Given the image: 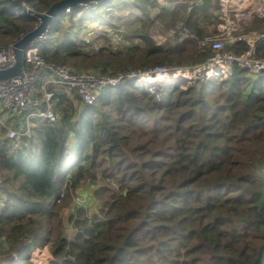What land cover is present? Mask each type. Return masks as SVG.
<instances>
[{
  "label": "trees",
  "instance_id": "obj_1",
  "mask_svg": "<svg viewBox=\"0 0 264 264\" xmlns=\"http://www.w3.org/2000/svg\"><path fill=\"white\" fill-rule=\"evenodd\" d=\"M56 1L0 0V45L37 23L22 2L41 13ZM162 1L101 0L82 4L93 6L80 16L79 5L63 10L50 35L64 28L66 17L67 38L51 44L49 35L40 53L108 74L165 62L169 75L191 70L211 49L197 48L190 37L164 49L150 38L148 20L154 11L166 29L182 21L202 38L200 15L211 0ZM108 5L115 14L105 11L109 19L100 23L123 25L128 37L140 36L142 47L134 42L125 55L90 53L70 38ZM236 45L238 52L246 48ZM256 47L264 56V41ZM263 78L232 66L225 77L183 81V88L175 83L149 91L124 81L104 89L94 104L60 93L55 122L34 118L21 147L0 139V245L5 240L25 255L22 262L34 247L46 246L50 264H264ZM83 183L94 186L101 204L93 212L73 206L68 231L61 213Z\"/></svg>",
  "mask_w": 264,
  "mask_h": 264
},
{
  "label": "built area",
  "instance_id": "obj_2",
  "mask_svg": "<svg viewBox=\"0 0 264 264\" xmlns=\"http://www.w3.org/2000/svg\"><path fill=\"white\" fill-rule=\"evenodd\" d=\"M22 4L28 6L25 2ZM258 24L262 28L256 31L254 28ZM179 27L183 37L196 41L200 47L197 48L209 47L212 51L204 62L194 64L191 70L177 72L179 75L189 73L185 81L198 78L217 80L227 76L232 66L247 71L256 79L264 77V56L258 54L256 47L258 41H264V0H220L217 22L207 25L202 38L194 36L185 25ZM49 35L50 27L35 37L23 51L19 72L0 79V130L5 131L3 142L9 141L15 146L21 144L18 138L30 131L34 118L55 122L57 116L53 112V105L60 93L66 96L76 93L84 104H94L104 89L117 87L124 81L137 86V81L143 76H155L158 72L169 75L163 65L144 71L131 69L108 74L51 61L40 53V43L47 40ZM93 36L94 33H87L79 40L93 42ZM239 43L246 47L242 52L237 51L236 44ZM12 64L11 44L0 45V69ZM260 166L264 169V160Z\"/></svg>",
  "mask_w": 264,
  "mask_h": 264
},
{
  "label": "rangeland",
  "instance_id": "obj_3",
  "mask_svg": "<svg viewBox=\"0 0 264 264\" xmlns=\"http://www.w3.org/2000/svg\"><path fill=\"white\" fill-rule=\"evenodd\" d=\"M162 3V4H166L164 1L162 0H157V3ZM198 2V4L201 3V0H196ZM195 1V2H196ZM218 1V2H217ZM176 3L179 2V0L175 1ZM215 2H217L219 4L220 0H211L210 1V5H208V8L206 11L203 12L202 15H200V21H201V27L203 28V33L204 31L207 30V25L211 24L212 22H217V18L212 19V16L210 15V13L213 11L215 14H217L218 9H214L212 10V5ZM85 5V4H83ZM83 5H79L78 7L79 9V13L78 16L82 15V13H86L90 10L93 5L90 6H83ZM105 11L108 12V15L113 13L115 14V12H113V9L111 8V6H106V8L101 7L98 10H96V13L99 14V18L94 21V20H84L83 23L81 24L80 28H75L74 31H71L70 38L76 42H78V44H81V49L88 51L90 53H96L99 52L100 50H104V52L110 53V52H120V55H125L126 52H128L127 48L130 47L134 42L137 43L136 45H140L141 47L143 46V41L141 40L140 36H134V37H128L130 35L129 31L127 29H125V27L122 25L120 26V28H113L110 27L109 24H102L100 22H106L109 18L108 15L105 13ZM135 12H137L136 10H134ZM68 12V11H66ZM154 16H155V12L152 11V13L150 14V18H149V24L147 26V30H148V34L150 36V38L158 45H161L164 49H169V47H174L175 44H181V42L183 41V35L181 34V29H180V25H185L182 21L177 22L174 27L166 29L163 25V23L154 20ZM95 17V16H94ZM54 21V20H53ZM52 21V22H53ZM115 20H113L112 23H114ZM64 28L62 30H58L55 29L54 30V34L50 37V42L51 44H55V43H63L65 41V39L67 38V32L70 31V24L69 22H67L66 17L65 19L62 21ZM77 26V24H76ZM137 31L140 33H143L144 31L142 29V25L139 23L136 26ZM254 30L259 31V27H255ZM76 32V33H75ZM137 32V33H138ZM191 32V30H190ZM92 34L94 33L93 36V42H88V43H84L81 40H79V38L81 39V36H85L86 34ZM194 36H196L193 32H191ZM104 34V35H102ZM205 34V33H204ZM197 37V36H196ZM132 38V39H131ZM198 38V37H197ZM81 42V43H80ZM194 44H196V41H193ZM196 47H199L196 44ZM200 48V47H199ZM68 65L72 66L70 64V62L67 63ZM157 66V65H156ZM164 68L169 69L171 67V64L168 62L164 63ZM73 67V66H72ZM90 68V67H89ZM150 68V67H148ZM94 69V68H92ZM85 70H90V69H85ZM138 70V69H135ZM245 71V70H244ZM178 74V73H176ZM245 75L252 79H256L255 77L251 76L247 71H245ZM143 78V77H142ZM148 78V77H146ZM261 78V77H258ZM264 79V78H263ZM40 80V77L39 79ZM37 80V81H38ZM177 81V82H176ZM174 83L171 82L170 85L176 83V85H178V87H184L183 85V81H185L184 79L182 80V78L176 80ZM165 84V80L161 83L154 81V84L152 85H147V84H138V87H142L143 89H147L149 91H152L153 87H155L156 85H161V86H167V84ZM144 85H146L144 87ZM152 87V88H151ZM165 88V87H164ZM46 120V119H43ZM34 127V122H33V126L30 127V129H32ZM23 131V130H22ZM21 131V132H22ZM31 131L27 132L24 135H28ZM23 134L19 136V141L22 140V137L24 136ZM2 141H4L3 137L0 138ZM160 139V134H154L152 137V142L153 143H157ZM19 142H17L16 144H18ZM23 143L20 144V147ZM112 185V184H111ZM94 190V186L92 184H80L76 190L74 191V193L71 196V203L70 205L66 206L63 208V211L61 213V218L63 219L65 225L67 226V230L69 231V226L70 224L68 223V215L71 213V208L74 209L75 208H79V207H85L88 209V211L93 212L96 211L99 208V202L96 201L92 195V192ZM117 192V190L115 191ZM74 230V229H73ZM71 231V230H70ZM24 256V257H22ZM11 257V259H10ZM22 258H25V255L21 254V256L19 255L18 251L13 249L10 246H7V242L4 240V242L0 245V264H27L28 262H30L31 264H50V261L52 260V255L49 252V249H47V247H41V248H33L30 253L28 258L22 262Z\"/></svg>",
  "mask_w": 264,
  "mask_h": 264
},
{
  "label": "water",
  "instance_id": "obj_4",
  "mask_svg": "<svg viewBox=\"0 0 264 264\" xmlns=\"http://www.w3.org/2000/svg\"><path fill=\"white\" fill-rule=\"evenodd\" d=\"M99 1L101 0H58L51 4L46 11L41 13L35 12L29 6H25L24 8L26 12L32 16H35L38 21L33 28L25 31L11 43L13 64L10 67L0 69V79L12 77L19 72L22 64L23 51L28 47L29 43L35 37L50 27L54 17L58 16L63 10H66L67 8H74L78 5Z\"/></svg>",
  "mask_w": 264,
  "mask_h": 264
},
{
  "label": "bare ground",
  "instance_id": "obj_5",
  "mask_svg": "<svg viewBox=\"0 0 264 264\" xmlns=\"http://www.w3.org/2000/svg\"><path fill=\"white\" fill-rule=\"evenodd\" d=\"M257 26H259V24ZM198 35H199V33H198ZM189 76H190L189 73L184 74V75H179V74L167 75L166 73L164 74V73L158 72L155 76H143V78H140L137 82H138V84H142V83L144 84L145 83L147 85H152V84H154V81H156V83H157V82H163L165 80V84H170L171 82H174L180 78H182V80H183L185 78H188ZM146 77H148V78H146Z\"/></svg>",
  "mask_w": 264,
  "mask_h": 264
},
{
  "label": "crops",
  "instance_id": "obj_6",
  "mask_svg": "<svg viewBox=\"0 0 264 264\" xmlns=\"http://www.w3.org/2000/svg\"><path fill=\"white\" fill-rule=\"evenodd\" d=\"M258 27H260L259 29H261L262 28V25H259ZM204 33H205V31H204ZM17 127V126H16Z\"/></svg>",
  "mask_w": 264,
  "mask_h": 264
}]
</instances>
